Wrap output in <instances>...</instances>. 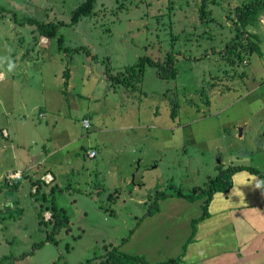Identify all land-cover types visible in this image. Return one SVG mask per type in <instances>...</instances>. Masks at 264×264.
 <instances>
[{
	"label": "rangeland",
	"instance_id": "obj_1",
	"mask_svg": "<svg viewBox=\"0 0 264 264\" xmlns=\"http://www.w3.org/2000/svg\"><path fill=\"white\" fill-rule=\"evenodd\" d=\"M83 1L0 0L6 7L0 12V70L9 77L16 70L17 81L13 86L0 83V96L5 91L10 93L3 95L6 100L26 106L18 109L22 117L11 119L30 133L22 136L23 146L17 138L14 143L35 162L46 157L44 164L61 172L59 183L46 184L41 176L32 183L46 193L54 185L63 187L57 201L71 221L70 230L59 233L58 243L46 241L20 258L34 242L47 238L51 225L40 223L41 193L33 191L30 178L18 189H5L0 193V264L85 262L129 236L157 189L190 192L204 187L222 159L225 166L264 170V11L241 39L247 47L255 40L252 33L258 34L263 56L238 48L232 54L208 52L198 60L180 58L178 75L168 80L158 78L156 67L149 65L143 79L127 88L109 80L105 65L87 53L61 51L55 38L41 36L35 26L20 25L13 18L16 12L18 17L70 23ZM244 1L206 0L203 5V0H98L94 13L60 32L66 45H85L99 58L109 56L114 73L125 72L141 56L163 60L171 46L194 56L213 45L224 49L236 34L234 11ZM66 67L71 78L64 91ZM177 102L176 118L171 112ZM182 104L191 109L183 113ZM137 123L145 137L137 134L143 132ZM171 125L176 126L170 132L175 135L157 134ZM61 140L72 144L59 149ZM43 145L58 151L48 158L40 156ZM151 162L150 167L140 166ZM142 179L145 185L132 191ZM133 236L120 249L147 258L138 252L140 242Z\"/></svg>",
	"mask_w": 264,
	"mask_h": 264
},
{
	"label": "crops",
	"instance_id": "obj_2",
	"mask_svg": "<svg viewBox=\"0 0 264 264\" xmlns=\"http://www.w3.org/2000/svg\"><path fill=\"white\" fill-rule=\"evenodd\" d=\"M15 71L12 70L10 72L12 77H9L5 71L0 70V83L10 82L12 86L16 85ZM4 94L10 93L3 91L0 96V134L3 136H0V193L5 189L15 188L14 184L8 185L2 180V177L11 170H20L24 175L22 179H19L21 181L16 189L22 185L23 180L33 178L34 181L36 176L39 177L46 172L52 173L55 182L59 183L61 172L55 171L50 164L45 165L46 157L35 162L33 155L31 156L32 160L27 151H23L22 147V149L17 148V144L23 146L22 136L29 137L30 133H26L25 126L13 125L11 116L16 117L19 114L22 117V114L18 113V109L22 105L21 102L14 101L12 98L6 100L7 98L3 97ZM210 100L212 103L213 98ZM181 106H183V113L191 109L184 104ZM22 108L25 110L26 106H22ZM41 112L46 115V110ZM178 115L179 113L176 118ZM175 122L173 119V123ZM135 126L143 130L142 125L137 123ZM175 127V125H171L168 128H161L166 133L157 134L163 138L175 135V133H170ZM4 129L8 130V136L3 134ZM137 134L146 136L144 130ZM15 138L19 143H14ZM48 141L50 142L49 138L44 143H48ZM105 141L107 144L112 143V140L105 139ZM71 142L69 140L62 142L61 140L58 143L60 147L57 148H67L72 144ZM54 145L56 146L57 143ZM45 147L47 148L46 145H43L40 156L45 154L48 158L58 151L57 149L46 150ZM156 160L159 161V159ZM224 161L222 159V163ZM227 163H232V161L229 160ZM142 165L150 167L154 163L141 164L140 166ZM155 166H158L157 163ZM27 175L29 176L27 177ZM19 180L14 182H19ZM130 181L131 179L128 178L127 184H130ZM30 182L33 188L35 185L32 180ZM260 183L261 178L257 174L244 169L233 175V186L230 191L214 194L209 205L210 215L197 224L195 236L188 244L181 264H264V192L261 191ZM144 185V181L140 186L136 184L132 191L141 189ZM107 187L109 189V186ZM163 187L162 190L166 191L164 190L166 187ZM45 191L48 192L46 189ZM131 194L132 192H130ZM151 198L149 196V199ZM202 202L203 199L189 201L177 196L161 199V210L146 217L133 234L134 241L138 239L140 242L138 252L146 254L148 260L152 262L173 259L180 255L183 252L184 244L192 234V220L203 212ZM178 235L180 238H177ZM122 247L121 249H123Z\"/></svg>",
	"mask_w": 264,
	"mask_h": 264
},
{
	"label": "trees",
	"instance_id": "obj_3",
	"mask_svg": "<svg viewBox=\"0 0 264 264\" xmlns=\"http://www.w3.org/2000/svg\"><path fill=\"white\" fill-rule=\"evenodd\" d=\"M98 0H84L80 3L77 8L74 10L72 15V20L70 23L65 20H49L42 21L35 17H18L16 12L14 13V20L20 25L30 24L35 26V31L39 32L41 36L48 37L49 39L55 38L58 42V47L61 51L69 52V53H77V52H85L90 55L97 62L105 65V74L107 78L111 81L119 83L125 87H134L136 82H139L143 79L147 66L151 65L156 67V75L158 78L162 79H171L175 78L179 72L178 61L180 58L192 59L195 60L202 59L204 56H209V53H223V54H232L236 50L248 49L253 52L256 51L260 56H263V51L260 46L261 37L252 33V36L255 40H253L250 45L247 47L243 46L241 43V39L247 36L246 27L249 25H254L259 20L260 16L264 11V0H245L242 5L238 6L232 17L233 25L236 30V34L225 44L224 49L219 48L216 45H213L210 48V51H206L203 55L194 56L188 53H184L181 50H175L173 46L169 48L167 54L163 60L155 61L149 56H141L138 61L134 64L127 65L126 71H120L119 73H114L111 58L109 56L99 58L97 55L91 52V49L85 45H80L76 47L66 45V36L60 32L61 27L69 24H78L81 19L85 16H89L94 13V9L96 7ZM206 4V0H203V5ZM5 12L6 7L0 6V12ZM205 9L203 14L205 13ZM242 46V47H241ZM243 48V49H242ZM240 53V52H239ZM72 57L69 58L71 61ZM65 81L63 83L64 91H67L69 87V80L71 78V69L70 67H66L64 70ZM209 103V101H208ZM179 102L175 103L171 112L172 117H176L178 114ZM217 173L214 176L208 175V181L205 183V186H196L190 192H184L182 189H176V191H161L159 189L153 195V199L150 201L147 210L143 213V215L139 218L136 225L131 229L129 236L123 238L122 242L119 245L112 246L111 248H106L105 253L96 255L93 258L86 260L85 262H81L78 264H132V263H143V264H181L183 261L184 253L187 249V246L190 242H192L197 224L203 219L207 218L209 213V205L212 201V198L216 192H228L233 186V175L240 171L247 169L250 172L257 174L261 178V191L264 192V171L254 167V166H245V165H236L229 164L225 166L222 161L217 165ZM33 182V178H30ZM19 182H14V187L17 188L20 184ZM34 183V182H33ZM44 184V183H43ZM137 184L142 185L143 181L139 180ZM35 185V184H33ZM38 185V189H36V193H41L42 202L40 203V210L38 212V217L40 218V223L44 222L46 225L49 223L51 225L48 236L43 241L34 242L32 249L23 252L19 257L25 258L30 254H33L38 248L42 247L46 241L58 243L59 233L63 230H70L71 221L70 216L67 214L65 208L60 206L57 201V194L64 192L63 187H59L54 185L50 188V192L46 193L45 190H42ZM40 188V190H39ZM105 188V186H104ZM169 196H177L183 197L189 201H196L203 199L202 202V214L192 220V234L186 241L183 246V252L173 259H167L158 262L149 261L144 255H132L123 250H121V246L129 241L137 230L139 224L148 216L154 215L161 210L160 200L164 198H168ZM46 210H50L52 212V217L49 220H43V212Z\"/></svg>",
	"mask_w": 264,
	"mask_h": 264
},
{
	"label": "built area",
	"instance_id": "obj_4",
	"mask_svg": "<svg viewBox=\"0 0 264 264\" xmlns=\"http://www.w3.org/2000/svg\"><path fill=\"white\" fill-rule=\"evenodd\" d=\"M262 84H263V86H264V78H263ZM40 117H41V118L45 117V113L40 112ZM83 122H84V124H85L86 126H89V120H88V119H84ZM3 134H4L5 136H8V135H9L8 130H7V129H4V130H3ZM90 155H91V156H95V155H96V151L92 150V151L90 152ZM22 178H23V173H22V171H20V170H11V171H8V172L4 175V177H2V180H3L5 183H7L8 185H12V184H14V181H15V180H19V179H22ZM41 180H43L46 184H50L51 182L54 181V176L52 175V173H50V172H46V173H44L43 175H41ZM33 189H34V191H36L37 186H33ZM43 214H44L45 218H47V219H51V217H52V213H51V211H44Z\"/></svg>",
	"mask_w": 264,
	"mask_h": 264
},
{
	"label": "clouds",
	"instance_id": "obj_5",
	"mask_svg": "<svg viewBox=\"0 0 264 264\" xmlns=\"http://www.w3.org/2000/svg\"><path fill=\"white\" fill-rule=\"evenodd\" d=\"M13 67V65L12 64H9V69L11 70V68Z\"/></svg>",
	"mask_w": 264,
	"mask_h": 264
},
{
	"label": "bare ground",
	"instance_id": "obj_6",
	"mask_svg": "<svg viewBox=\"0 0 264 264\" xmlns=\"http://www.w3.org/2000/svg\"><path fill=\"white\" fill-rule=\"evenodd\" d=\"M2 76V75H1Z\"/></svg>",
	"mask_w": 264,
	"mask_h": 264
}]
</instances>
